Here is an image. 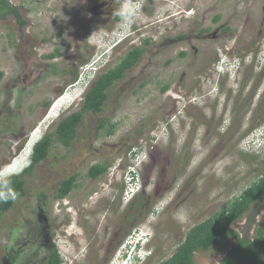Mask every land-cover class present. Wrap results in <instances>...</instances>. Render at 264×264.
Wrapping results in <instances>:
<instances>
[{
    "label": "rangeland",
    "instance_id": "374dc122",
    "mask_svg": "<svg viewBox=\"0 0 264 264\" xmlns=\"http://www.w3.org/2000/svg\"><path fill=\"white\" fill-rule=\"evenodd\" d=\"M10 1L25 27L11 17L0 21L1 175L19 174L33 143L78 109L103 70L73 93L67 87L81 86L90 70L83 68L101 48L130 35L110 50L107 68L131 46L150 42L109 91L104 111L85 114L70 147L54 143L26 177L25 197L0 222V264L19 248L16 264L41 261L50 245L64 264H118L137 229L151 236L142 264L164 261L190 227L263 172L264 148L243 143L264 133V0ZM122 6L135 13L131 27L120 20ZM56 49L58 56L45 58ZM102 119L109 123L100 128ZM97 163L108 164L107 172L89 179ZM130 167L141 188L138 208L139 196L125 193ZM73 174L77 188L65 202L54 200ZM253 215L246 232L264 226V211L252 207L231 228L244 234ZM225 250L197 252L193 264H218Z\"/></svg>",
    "mask_w": 264,
    "mask_h": 264
},
{
    "label": "trees",
    "instance_id": "16d2710c",
    "mask_svg": "<svg viewBox=\"0 0 264 264\" xmlns=\"http://www.w3.org/2000/svg\"><path fill=\"white\" fill-rule=\"evenodd\" d=\"M23 1L33 2L35 0ZM18 8L19 6L10 0H0V21L10 14L14 16L18 25H23L24 22L21 20ZM116 19L119 20V17ZM149 42V40H143L142 45L131 46L114 65L107 68H98L83 76L82 81L84 82L89 79L88 77L93 78L96 76L94 75L95 72L103 70L83 93L78 109L60 120L52 131L46 132L40 140L38 139L33 144L34 146L31 147L28 156V159L30 157L28 166L22 167L24 168L22 171L21 169L18 170L19 174L10 173L11 176L8 179L0 181V222L15 204L25 197L27 192L26 177L33 175V170L48 158L52 145L57 143L64 148L70 147L85 114L95 116L104 111L109 91L121 82L127 72L140 61ZM58 55L59 49H56L53 53L46 55L45 58L52 59ZM69 73L74 76V79L77 78L76 72L71 71ZM167 89L168 84H165L160 88V91L163 93ZM107 123H109L108 120L102 119L99 127L101 128ZM114 129L115 125L110 124L106 134H113ZM132 154L133 157L136 155V153ZM261 164L263 172L254 181L243 189L238 196L225 202L211 217L190 227L173 254L168 259L155 264H193V256L197 252L206 250L220 252L224 249L227 250H225L218 264H264V226L258 224L251 234L245 232L242 235L231 228V225L240 220L252 207L256 213L264 211V157ZM107 169L108 164H94L88 169L87 177L95 180L106 174ZM76 180L77 176L74 174L62 180L53 195V199L58 201L66 198L77 188ZM37 198L46 205V195L41 194ZM142 201V197L139 196L135 207H141ZM248 222L247 230L255 222L254 215L249 218ZM15 257L13 253L7 254L9 261L14 260ZM135 259L140 261L137 256H135ZM38 264H63V260L54 247L49 252L46 260Z\"/></svg>",
    "mask_w": 264,
    "mask_h": 264
},
{
    "label": "clouds",
    "instance_id": "9594fccd",
    "mask_svg": "<svg viewBox=\"0 0 264 264\" xmlns=\"http://www.w3.org/2000/svg\"><path fill=\"white\" fill-rule=\"evenodd\" d=\"M137 2H138L137 0H132L131 4L137 3ZM124 3L126 4L127 0H124ZM119 16H120L121 22L125 26L131 27V25L135 22V13H130L129 11L126 10V8L124 6H122L121 9L119 10ZM129 36L130 35H127L125 38H127ZM123 40H121L120 38L119 39L116 38V39L112 40L111 45H109L105 48H101V50H99L97 52V54L94 56L93 61L83 68V69H85L86 67H88V68H90V70H88V71H87V69L84 70V72H82L83 73L82 78H83V76L87 75V73L93 72V70H96L98 68H105L107 57H110V50L112 48L116 47V43L120 44ZM228 54H229V51H227V54H225L228 57V59H226V62L230 63V66L233 70V68L235 66L234 57L228 56ZM88 78L89 79L84 81V82L82 81V79H80L79 82H81V86L78 85V86L74 87V85H73L72 87H67V88H70L68 93H73L75 90L85 87L88 84V81L91 80L92 77L90 76ZM262 130H264V127H262ZM263 137H264V133H260V135H258V137L257 136L254 137L252 135V137L251 138L248 137L250 139H247L246 141H244L243 144H244V146H247V147L250 146L249 149H251L252 147L262 149V148H264V143L261 142ZM135 157H136V155L134 156V158ZM29 160H30V157H29ZM28 164H29V161H28ZM28 164H27V166H28ZM133 167H134V165H133ZM0 176L2 178L3 176H6V175H1V173H0ZM10 176L11 175H8V177H6V178H2V179L0 178V181L8 179ZM134 177H135L134 170L130 167L128 170L127 178L124 179V181L127 184V188H126L127 190L125 193L127 196L130 194V198H132L135 195H139L140 190H141V188L138 186L137 180ZM122 190H123V187L121 188V191ZM65 199L66 198H64L62 200H58V201L65 202ZM64 204H66V203H64ZM134 232H133L134 234L132 233L125 240L126 243L122 246L123 252L119 256L118 264H122V263L127 264L128 261H129V264H142V262L145 261L144 260L145 257H147V253L150 255V251L148 249H146V246H147L146 243L150 240L151 236L146 235L145 231H143L142 229H137V231H134ZM136 252H137V254H136ZM123 254H125V255L123 256ZM135 256H137L140 261H137L135 259ZM63 264H64V262H63Z\"/></svg>",
    "mask_w": 264,
    "mask_h": 264
},
{
    "label": "flooded vegetation",
    "instance_id": "af4514ba",
    "mask_svg": "<svg viewBox=\"0 0 264 264\" xmlns=\"http://www.w3.org/2000/svg\"><path fill=\"white\" fill-rule=\"evenodd\" d=\"M20 7V6H19ZM18 12H19V15H20V17H21V20L24 22V20L22 19V15H21V13H20V11H19V8H18ZM9 17H11L12 19H15L14 18V16L13 15H6V17L3 19V20H6L7 18H9ZM3 20H1V21H3ZM15 21H16V19H15ZM17 22V21H16ZM18 24V23H17ZM19 26V28H20V31H23V28L25 27V23H23V25H18ZM248 227L246 226V227H244V233L246 232V229H247ZM55 246L54 245H50V247H47V254H45V257L41 260V261H31L32 263L31 264H38V263H43V261H45L46 260V258H47V256H48V254H49V252L52 250V248H54ZM21 249L19 248L17 251H12V253L16 256L15 257V259L14 260H8V258H7V264H16V260L17 259H19V257H20V254H21Z\"/></svg>",
    "mask_w": 264,
    "mask_h": 264
},
{
    "label": "bare ground",
    "instance_id": "6f19581e",
    "mask_svg": "<svg viewBox=\"0 0 264 264\" xmlns=\"http://www.w3.org/2000/svg\"><path fill=\"white\" fill-rule=\"evenodd\" d=\"M52 108H53V107H52ZM53 111H54V110H53ZM50 118H51V116H50ZM39 127H40V126H39ZM35 142H36V141H35ZM35 142H34V143H35ZM34 143H33V144H34ZM32 146H33V145H32ZM32 146H31V147H32ZM30 149H31V148H30ZM29 154H30V150L28 151L27 155L24 156V159H25L26 161L28 160V156H29Z\"/></svg>",
    "mask_w": 264,
    "mask_h": 264
}]
</instances>
